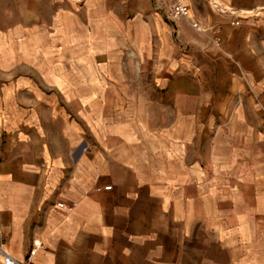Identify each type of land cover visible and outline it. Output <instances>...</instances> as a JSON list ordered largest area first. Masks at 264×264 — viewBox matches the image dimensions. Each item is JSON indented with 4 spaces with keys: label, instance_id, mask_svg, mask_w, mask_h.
Listing matches in <instances>:
<instances>
[{
    "label": "crops",
    "instance_id": "0c3cea01",
    "mask_svg": "<svg viewBox=\"0 0 264 264\" xmlns=\"http://www.w3.org/2000/svg\"><path fill=\"white\" fill-rule=\"evenodd\" d=\"M219 3L223 9L212 10L209 0H188L211 40L156 11L154 28L144 16L134 31L108 26L103 48L99 32L90 47L77 42L85 24L99 28L100 18H83L99 0L62 4L65 56L92 62H68L82 73L67 81L68 98L34 104L30 115L42 130L34 137L27 111L9 110L7 89L0 98V247L33 264H264L255 183L239 182L237 166L219 162L218 118L232 126V113L207 97L217 93L208 64L226 62L219 71L230 75L244 53V42L235 51L224 35L254 28L264 0ZM36 5L0 0V12H10L6 26L21 28L44 14ZM59 119L70 126L63 143L50 140L57 129L41 126Z\"/></svg>",
    "mask_w": 264,
    "mask_h": 264
},
{
    "label": "rangeland",
    "instance_id": "374dc122",
    "mask_svg": "<svg viewBox=\"0 0 264 264\" xmlns=\"http://www.w3.org/2000/svg\"><path fill=\"white\" fill-rule=\"evenodd\" d=\"M70 1L72 0H34L37 3V10L44 7V14L39 15L38 20L31 21L29 26L21 28L6 26L13 23L9 19L10 12H0V98H6L4 91L7 89L9 110L22 111L23 108L27 111L26 129L33 137L42 131L40 126L36 127L33 123L34 118L30 115L36 108L34 104L40 103L39 98L55 97L58 100L62 99L61 102L68 98L67 81L82 78V73L70 70L68 62L77 63L83 59L86 63L92 62L91 56L87 55L65 56L62 4L66 6ZM214 1L216 0H209L210 8L215 5L222 10V5L214 4ZM99 2L97 8H87L83 17L85 21L90 17L100 18L99 28L95 30L91 25L88 26V23L85 24L81 37L77 39L80 45L92 46L91 36L99 32L103 48L105 47L103 42H108L109 39L106 33L108 26L112 31L122 32L129 24L128 27L134 31L140 28L143 16L149 26L154 28L153 13L158 11L154 0H99ZM105 4L108 6L105 7ZM258 13L260 16L254 28L250 24H245L239 30L234 28L224 35L226 40L234 45L235 51L239 46L241 52V42H244V53L238 55L240 61L230 63V75L226 74V70L219 71L221 65H227L226 62L212 61L208 64L211 66V71L208 72L209 86L213 85L217 93L207 97L210 100L215 99L219 110L226 105L228 118L232 113L234 120L232 126H226L225 117L218 118L220 166L236 165L239 182L254 181L257 211H264V10ZM19 14L26 24L27 11L21 10ZM113 14V18L107 17ZM233 16L235 18L237 13ZM193 18L197 21L196 17ZM178 24L193 27L185 20H178ZM231 26L235 27L232 24ZM193 30L203 40L212 39L208 36L207 29L200 31L193 27ZM175 35L179 41V33ZM219 40L221 43L222 39ZM137 44L139 46V43ZM213 44L217 47L214 42ZM131 46L132 44H127L126 47L130 49H124V56L126 52L132 51ZM134 58L137 61L136 57ZM88 73L94 77L93 72ZM17 105L22 108H18ZM41 126L44 130L51 129L53 132L57 129L58 134L54 133L56 137H51L50 140L57 138L61 143L64 142L60 136L61 130L70 128L60 119L55 122H41ZM231 150L234 151V158Z\"/></svg>",
    "mask_w": 264,
    "mask_h": 264
},
{
    "label": "built area",
    "instance_id": "2783aa9c",
    "mask_svg": "<svg viewBox=\"0 0 264 264\" xmlns=\"http://www.w3.org/2000/svg\"><path fill=\"white\" fill-rule=\"evenodd\" d=\"M155 6L158 11H161L163 15H165L168 19L174 20H185L190 22L191 25L197 30L200 29L199 22L196 21L190 14V6L188 4V0H154ZM237 16L233 19L232 25H235V20ZM218 47H221L220 40H216L214 42ZM106 189H110L111 186H106ZM58 205L60 207H66L64 202H59ZM0 251L3 255L2 260H0V264H33L31 259H28L26 262H21L11 256L5 249L0 247Z\"/></svg>",
    "mask_w": 264,
    "mask_h": 264
},
{
    "label": "bare ground",
    "instance_id": "6f19581e",
    "mask_svg": "<svg viewBox=\"0 0 264 264\" xmlns=\"http://www.w3.org/2000/svg\"><path fill=\"white\" fill-rule=\"evenodd\" d=\"M200 28H201V26H200ZM204 30V29H203Z\"/></svg>",
    "mask_w": 264,
    "mask_h": 264
}]
</instances>
